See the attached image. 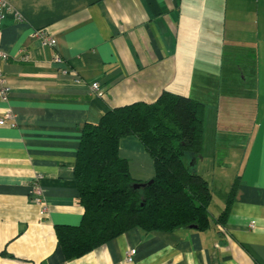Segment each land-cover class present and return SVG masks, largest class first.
<instances>
[{"label":"crops","instance_id":"1","mask_svg":"<svg viewBox=\"0 0 264 264\" xmlns=\"http://www.w3.org/2000/svg\"><path fill=\"white\" fill-rule=\"evenodd\" d=\"M5 1L0 118L10 110L15 125L0 124V264H264V0ZM163 90L206 105L202 152L187 162L208 177L217 214L204 230L133 227L66 261L55 227L82 218L73 167L83 124ZM118 152L132 178L154 176L137 138L122 137ZM232 160L214 188L216 167L230 170ZM234 180L228 216L216 223Z\"/></svg>","mask_w":264,"mask_h":264},{"label":"trees","instance_id":"2","mask_svg":"<svg viewBox=\"0 0 264 264\" xmlns=\"http://www.w3.org/2000/svg\"><path fill=\"white\" fill-rule=\"evenodd\" d=\"M205 115L201 100L163 90L153 102L116 106L98 122L83 124L73 167L82 218L76 226L55 227L66 261L133 227L145 232L209 227L208 181L187 162L202 152ZM125 136L137 138L152 157L151 182L131 177L118 152ZM236 185L234 180L216 223L226 220Z\"/></svg>","mask_w":264,"mask_h":264},{"label":"built area","instance_id":"3","mask_svg":"<svg viewBox=\"0 0 264 264\" xmlns=\"http://www.w3.org/2000/svg\"><path fill=\"white\" fill-rule=\"evenodd\" d=\"M9 8L7 2L5 0H0V28H1V24H2V19L4 17V13L5 10H7ZM32 36H34L35 38L39 39L42 41V43L46 44V45H50L53 46L55 45L56 39L54 38V36L49 35V33L47 31H45L44 29H35L32 33ZM0 57L3 59L7 58V55L0 49ZM22 57L24 59H26L28 56L27 54H23ZM54 60L56 62H61L62 59L59 55H55L54 56ZM1 81H3V79H1ZM8 88H5V90H7ZM91 89L93 91H97L99 92V86L97 84V82H92L91 83ZM3 93V92H2ZM4 98V96H3ZM9 121V125L14 126L15 125V115L13 112H11L10 110H8L3 117L0 118V124H5L6 121ZM40 189L38 187L35 188L34 191V195H33V199L36 202L40 201ZM44 209V208H43ZM42 209V211H44ZM135 253L134 249H129L126 253V260L128 262H131L133 260V255Z\"/></svg>","mask_w":264,"mask_h":264},{"label":"rangeland","instance_id":"4","mask_svg":"<svg viewBox=\"0 0 264 264\" xmlns=\"http://www.w3.org/2000/svg\"><path fill=\"white\" fill-rule=\"evenodd\" d=\"M241 65V64H240ZM248 69L250 68V67H247ZM248 69H246V70H241L242 71V74H240L241 75V78L242 79H244V77H245V79H247L246 80V82H248V80L250 79V72L248 71ZM248 71V72H247ZM252 86H254V84H256V83H254L253 81H251V83H250ZM253 88H255V87H253ZM235 105H236V103H235ZM236 112V111H235ZM237 114V113H236ZM223 131H220V133H222ZM205 133H207L208 135H209V130H207V131H205ZM234 133V132H233ZM223 134H224V132H223ZM232 134V133H231ZM246 137L247 136H236V139L237 140H241V138H245L244 140H243V142L246 140ZM217 148L218 149H221L222 148V146L221 145H219V146H217ZM205 152L207 153V155H209V154H211V152H212V147H207V149L205 150ZM237 153H239V155H237L236 154V159H237V157L239 158L240 157V154H241V151H239V152H237ZM208 159L209 158H207V160L206 161H208ZM216 164V163H215ZM239 164V161H231V162H228L227 163V167L230 169L231 167H234V166H237ZM231 170L232 169H230V170H225L224 172H221L217 167H216V169H215V180H216V184H215V187L214 188H217V187H219V186H221V183H223V182H225V180L228 178V176L226 175V174H230V172H231ZM219 177H221V178H219ZM206 178H208V177H206ZM209 181H211V179H209ZM216 203H217V196L215 195V200H214V202L213 203H211V205H210V208H209V214L211 215V216H213L214 214H217V211H216V209H215V205H216Z\"/></svg>","mask_w":264,"mask_h":264},{"label":"water","instance_id":"5","mask_svg":"<svg viewBox=\"0 0 264 264\" xmlns=\"http://www.w3.org/2000/svg\"><path fill=\"white\" fill-rule=\"evenodd\" d=\"M148 182H151V179H149V181H148ZM135 186L137 187V186H139V185H138V184H136ZM190 227H192V225H191Z\"/></svg>","mask_w":264,"mask_h":264}]
</instances>
